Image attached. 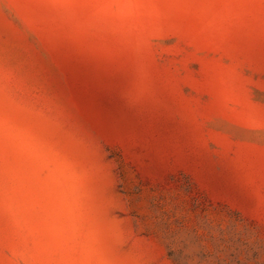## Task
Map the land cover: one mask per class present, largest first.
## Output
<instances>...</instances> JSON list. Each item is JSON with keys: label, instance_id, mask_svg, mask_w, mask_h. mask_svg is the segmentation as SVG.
Returning <instances> with one entry per match:
<instances>
[{"label": "rangeland", "instance_id": "rangeland-1", "mask_svg": "<svg viewBox=\"0 0 264 264\" xmlns=\"http://www.w3.org/2000/svg\"><path fill=\"white\" fill-rule=\"evenodd\" d=\"M0 264H264V0H0Z\"/></svg>", "mask_w": 264, "mask_h": 264}]
</instances>
